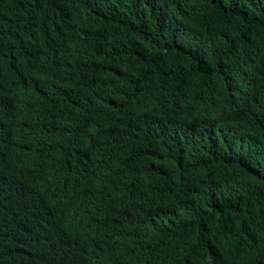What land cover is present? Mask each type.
Listing matches in <instances>:
<instances>
[{
    "label": "trees",
    "instance_id": "obj_1",
    "mask_svg": "<svg viewBox=\"0 0 264 264\" xmlns=\"http://www.w3.org/2000/svg\"><path fill=\"white\" fill-rule=\"evenodd\" d=\"M0 264H264V0H0Z\"/></svg>",
    "mask_w": 264,
    "mask_h": 264
}]
</instances>
